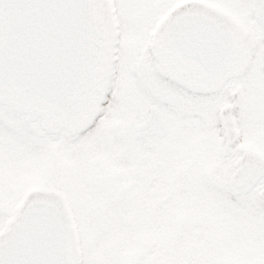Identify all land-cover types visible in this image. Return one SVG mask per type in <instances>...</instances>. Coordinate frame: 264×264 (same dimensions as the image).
Wrapping results in <instances>:
<instances>
[{"label": "water", "instance_id": "1", "mask_svg": "<svg viewBox=\"0 0 264 264\" xmlns=\"http://www.w3.org/2000/svg\"><path fill=\"white\" fill-rule=\"evenodd\" d=\"M203 1L182 0L173 19L153 34L150 48L162 75L214 89L245 65L250 42L234 15L220 8L209 14L215 7ZM253 1L264 25V0ZM116 32L109 0H0V104L29 126L38 119L46 133L81 132L108 92ZM145 125L151 129L150 122L142 123L137 133L143 135ZM237 177H243L239 169L229 182L232 190ZM0 264H71L61 190L37 186L25 192L0 230Z\"/></svg>", "mask_w": 264, "mask_h": 264}, {"label": "rangeland", "instance_id": "2", "mask_svg": "<svg viewBox=\"0 0 264 264\" xmlns=\"http://www.w3.org/2000/svg\"><path fill=\"white\" fill-rule=\"evenodd\" d=\"M111 2L118 21L116 61L112 88L93 127L72 137L45 135L37 122L29 127L23 117L0 106V229L28 188L53 186L65 193L73 215V264H182L186 257L192 264L235 261L238 249L232 246L219 249L218 243L205 257L200 247L194 250L191 244L178 243L183 237L182 232L174 233L177 213L169 219L159 209H167L171 196L175 198L168 191L175 192L176 199L181 197L182 190L174 187L183 189V185L172 188L168 183H150L146 187L131 180L136 162L128 127L131 120L134 126L144 115L137 102L133 118L132 79L147 64L144 77L148 83L152 62L142 37L148 22L163 8L158 6L160 0ZM234 2L236 6L246 4L244 0ZM142 89L143 85L139 93L145 99ZM143 146H148L146 141ZM190 202V213L197 215L190 219L199 218L198 201ZM189 207L185 201L177 211L186 214ZM180 220L178 224H185Z\"/></svg>", "mask_w": 264, "mask_h": 264}, {"label": "flooded vegetation", "instance_id": "3", "mask_svg": "<svg viewBox=\"0 0 264 264\" xmlns=\"http://www.w3.org/2000/svg\"><path fill=\"white\" fill-rule=\"evenodd\" d=\"M244 1L246 4L239 6L234 0L199 2L229 9L249 35L250 53L242 71L214 89H195L159 73L158 60L150 55L148 45L157 22L178 3L172 0L148 22L151 24L142 37L152 62L148 83L144 77L147 64H143L130 90L133 118L137 102L144 111L134 126L131 120L128 127L136 162L131 180L146 187L150 183H168L172 188L183 185V189L174 187L183 192L177 199L175 192L168 191L175 198L171 196L172 203L159 211L169 219L177 213L174 233L182 232L183 237L178 243L200 247L206 251L205 257L218 243L219 249H238L235 261L218 264H264V26L256 18L255 1ZM178 6L168 13L167 20L173 19ZM174 48L181 50L178 45ZM142 85L145 99L139 93ZM149 115L151 129L140 135L137 126ZM144 141L148 146H143ZM238 169L243 177H237L236 190H232L229 182ZM239 183L246 184L245 188ZM190 199L198 201L199 218L190 219L197 216L190 213ZM160 200L167 201L165 197ZM185 201L190 206L186 214L177 211ZM180 218L185 224H178ZM188 263V257L183 259L182 264Z\"/></svg>", "mask_w": 264, "mask_h": 264}, {"label": "snow or ice", "instance_id": "4", "mask_svg": "<svg viewBox=\"0 0 264 264\" xmlns=\"http://www.w3.org/2000/svg\"><path fill=\"white\" fill-rule=\"evenodd\" d=\"M159 7H167L168 4H167V0H160V4L158 5ZM185 8H189V7H192V5H185L184 6ZM182 10V9H181ZM96 119L98 120L99 119V114L97 115ZM95 125V121H93V124L90 125V127H93Z\"/></svg>", "mask_w": 264, "mask_h": 264}]
</instances>
